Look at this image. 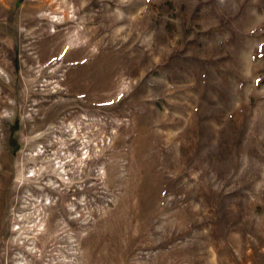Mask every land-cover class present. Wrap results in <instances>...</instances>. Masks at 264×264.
<instances>
[{"label":"rangeland","instance_id":"374dc122","mask_svg":"<svg viewBox=\"0 0 264 264\" xmlns=\"http://www.w3.org/2000/svg\"><path fill=\"white\" fill-rule=\"evenodd\" d=\"M0 264H264V0H0Z\"/></svg>","mask_w":264,"mask_h":264}]
</instances>
